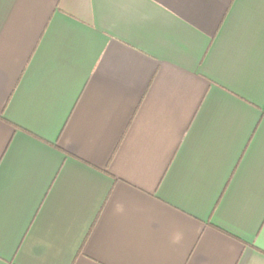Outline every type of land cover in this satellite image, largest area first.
Segmentation results:
<instances>
[{"label":"crops","instance_id":"crops-1","mask_svg":"<svg viewBox=\"0 0 264 264\" xmlns=\"http://www.w3.org/2000/svg\"><path fill=\"white\" fill-rule=\"evenodd\" d=\"M0 264H264V0H0Z\"/></svg>","mask_w":264,"mask_h":264}]
</instances>
